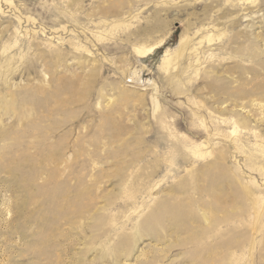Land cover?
<instances>
[{
	"label": "rangeland",
	"instance_id": "1",
	"mask_svg": "<svg viewBox=\"0 0 264 264\" xmlns=\"http://www.w3.org/2000/svg\"><path fill=\"white\" fill-rule=\"evenodd\" d=\"M0 264H264V0H0Z\"/></svg>",
	"mask_w": 264,
	"mask_h": 264
},
{
	"label": "bare ground",
	"instance_id": "2",
	"mask_svg": "<svg viewBox=\"0 0 264 264\" xmlns=\"http://www.w3.org/2000/svg\"><path fill=\"white\" fill-rule=\"evenodd\" d=\"M157 48V46H151V47H148L146 49H144V53H147V54H150L152 53L155 49ZM139 51V50H138ZM143 54V53H142ZM146 55V54H145Z\"/></svg>",
	"mask_w": 264,
	"mask_h": 264
}]
</instances>
